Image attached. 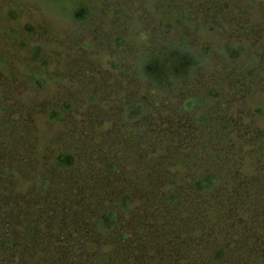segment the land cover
<instances>
[{
  "label": "rangeland",
  "instance_id": "374dc122",
  "mask_svg": "<svg viewBox=\"0 0 264 264\" xmlns=\"http://www.w3.org/2000/svg\"><path fill=\"white\" fill-rule=\"evenodd\" d=\"M86 1L92 13L87 23L78 25L72 24L56 7L43 0H0V124L3 141L0 144L1 207H6L7 200H16L12 203L14 207L11 210L3 211L1 208L0 229H3L6 218L14 217L18 221L14 223L17 227L15 232L20 236L25 235L31 227L37 226L41 229L39 240L47 242L38 244V240L33 247L27 246L28 239L19 244L12 237L13 245L8 247L12 250L10 253L0 248V264H47V261L60 264L111 263V250L109 246L101 245L99 237L94 233H87L86 228L82 229V233L76 232V227L70 232L68 224L63 222V212L67 214L64 215L65 220H82L76 210L78 204L86 201L83 196L87 190L69 188L76 184L70 180V173L52 171L48 158L52 153L68 148L82 158V151H89L95 158L105 157L107 154L115 156L121 163L123 175L130 174L136 179L140 178L139 175H145V166H149L151 171L155 169L153 174L161 169L166 175L163 177L164 182L160 180L162 191L166 189L167 182L174 185L182 175L184 170L178 160L188 159L194 152L201 162H205L207 149L222 151L203 130L185 127V123L188 124L187 121L190 120L189 114H176V110H172L169 117L162 115L159 125L156 119L149 120L152 123L143 144L140 142V145L133 146L127 143L135 140V133L126 131V128L115 123L117 108L114 106L115 101L125 100L127 96L123 95L124 92H118L114 96L110 92L106 94L103 84L113 80L117 87L131 95L141 94L144 84L132 77L131 72H126L128 65L132 63L131 56L125 50L113 51L109 37L121 33V30H128L135 33L137 38L138 32L144 30L147 44L182 38L191 45L200 47L203 44L218 43V35L222 32L229 37L222 36L226 41L236 39L245 44H264V0ZM9 9L16 10V20L7 16L6 11ZM162 13L169 14L174 19L176 16H185L187 19L183 25H175L173 30L161 32L158 24ZM195 23L203 30L202 34L191 31L190 25ZM26 24L30 25L29 31L25 28ZM13 30L17 33L14 34ZM143 44L146 43L142 41L141 45ZM37 46L42 50L41 59L48 63L44 69L40 62L32 58L31 49ZM110 60L119 61V68L109 69L107 62ZM217 60L215 62L220 59ZM28 70L43 71L45 75L51 76V80L43 88H37L26 81L24 72ZM230 85L233 86V83ZM224 92L226 94L222 104L225 112H221L222 117L212 119L217 123V127L213 129L227 131L229 134V127L222 126L234 124L231 135L236 133L238 138L248 144H243L233 153L232 150L228 151L231 158H225L226 163L223 161L229 175L244 179V182L235 184V190L227 194L228 203L237 206L234 213L227 216L223 208L214 209L217 212L214 215L216 226L210 224L212 227L199 228L198 225L203 220L201 212L198 217L201 221L197 219L195 223L186 213L177 212L174 221L184 220L183 224L170 223L166 231L160 230V236L166 235L164 242L160 241L161 238L154 239L151 236L141 240L138 246L131 242V249L135 250L139 259L124 256L123 264L131 261L133 264H165L163 260L159 262L158 257H155L157 253L165 255L164 251L168 254L170 264H206L203 258L198 257L205 256L200 253L202 239L208 240L210 245L219 247L225 244L230 248L229 258L223 264H264V209H258V205H263L261 200L264 193L261 192L257 198L251 188L254 179L264 178V167H259L260 160H256L251 154L249 146L262 124H251L244 115V109L240 108L241 105L249 106L260 95L259 92L253 94L252 101H246L243 97L237 98L231 90ZM87 93L94 96L102 93L103 98L99 99V105L90 104L86 98ZM104 96L112 106H105ZM178 101L181 102V99ZM64 102H69L73 108L68 112L63 111L60 121H52L49 110L59 111ZM238 111L240 116H237ZM230 145L234 148L232 142ZM83 167L78 165L75 172H85ZM184 169L190 172L187 165ZM3 172L6 176L2 175ZM34 176L47 178L51 184L47 190L48 196L36 195L35 191L39 189L34 184ZM119 181L115 180L117 183ZM261 182L264 183V179ZM138 187L143 193V186ZM245 189L250 194L243 197L240 194ZM153 190L156 193L159 191L156 187ZM152 199L155 200L154 196H147L143 200L147 208L136 201L138 207L133 213L134 222L140 215H143V220L151 218L155 223L162 220L165 222L164 219L168 221L166 212L159 209ZM221 199L220 203H224ZM184 200L188 201L189 197H184ZM160 214L163 216L159 217ZM133 221H129L126 227L130 232L135 231L131 227ZM76 223L74 224L79 226ZM196 232H203L199 240L193 239ZM149 234L152 235V232ZM176 236L185 240L191 237L187 241L192 245L189 252L180 248L182 239H177ZM79 246L82 248L83 257L78 253ZM142 247H147V250ZM52 254L53 257H50ZM55 254H67L70 258L65 259L60 255L54 257ZM143 255L147 257L145 261L140 260ZM238 255L243 260L248 258V262L243 263L241 259L237 263ZM104 259L109 260L104 262ZM258 259L261 261H257Z\"/></svg>",
  "mask_w": 264,
  "mask_h": 264
},
{
  "label": "trees",
  "instance_id": "16d2710c",
  "mask_svg": "<svg viewBox=\"0 0 264 264\" xmlns=\"http://www.w3.org/2000/svg\"><path fill=\"white\" fill-rule=\"evenodd\" d=\"M43 1L56 7L72 24L80 25L87 23L92 13L91 7L86 0ZM6 13L11 20L17 19L16 10L9 9ZM162 15L158 24L161 32L173 30L176 27L175 25L181 26L185 23L184 20L187 19L185 16H176L174 19L169 14L162 13ZM25 28L29 31L30 25L26 24ZM190 29L195 34L203 33V30L197 26L196 23L191 24ZM13 33L15 34L17 32L13 30ZM144 33V30L140 33L138 32L136 38L135 33L133 34L132 31L121 30V33L109 37L111 45L113 46V51L121 52L125 50L131 56L130 59L132 63L128 65L129 69H126V72H131L132 77H135L144 84L143 92L138 95L126 93L123 89L117 87L113 80L103 84V90H105L104 92L106 94L112 93L114 96L118 92H124L123 95L127 96L125 100L114 102V106L117 108L115 112V123L126 128V131L135 133V136L133 135L135 139L133 141L134 143H127L133 146L138 145L140 142L143 144L150 130L149 125L152 123L149 120L156 119L157 125H159L158 122L163 118L162 115L165 114L164 116L169 117L171 111L176 110L174 112L176 114L181 113L183 116L184 114H189L190 120L187 121L188 124L185 123V127L203 130L204 134H207L210 140L214 139V142L222 148V151H220V149H217V151L213 149L210 150V148L207 149L205 152V162H201L194 152L191 154L190 158H188L189 161L184 158L178 160L180 161V166L183 167L182 170H184L182 175L179 176L178 182L174 185L171 182H167L166 189L162 191H160V183L164 182L163 177H166V175L165 171L161 169V171L158 170L156 174H153L156 170L153 169L151 171V169L148 168L149 166H145V175H139L140 178L136 179L130 174L124 176V171L120 166L121 163L119 160L115 156H108V154L105 157L98 156L95 158L91 156L93 154L90 155L89 151H82L84 152V157L82 158L79 157L80 154L76 153L74 150L62 148L48 156L53 172L70 173L68 175L70 180L76 182L74 187L70 186L69 188H80L81 191L87 190L84 196L82 193L80 194L86 201H84V204H78L79 206L77 205L76 210L80 213L82 220H65L64 215L66 212H63V222L66 225L68 224L70 232L76 227V229L78 228L76 232L82 233V229L86 228L88 229L87 233H94L96 237H99L101 245L109 246L111 250L112 259H104V262H108L109 260L112 264L116 262L123 264L122 261L124 260V256L139 259L135 250L131 249V242L138 246L141 240L148 236L154 239L155 237L161 238L160 241L164 242L166 235L160 236V232L166 231L167 227L171 225L170 223L175 222L174 220L177 217V212L186 213V215L193 219V223L197 222L199 215L202 214L201 218H203V220L202 223L198 225V227L200 226L199 228L212 227V224L215 225L217 223L216 218H214L217 212L214 209L223 208L227 216H229L230 213H234L235 207L237 206H232L231 203H228L227 194L235 190V184L244 182V179L242 177L237 178L233 174L229 175L223 161L226 163L224 159L231 158L227 153L228 151L231 152L232 150L231 153H233V151L239 150V148L246 143L242 138H238L236 133L231 135L234 131V124L232 125L229 123L222 126L224 128L229 127V134H227V131L223 132L220 130L219 132L213 129L217 127V123L212 119L222 117L220 115L221 112H225L224 104H222V99L226 94L224 90H231L232 94L236 95L237 98L238 96L239 99L243 97L246 101H252L253 98L251 95L259 92L260 96H257L256 100L252 101L249 106L241 105L240 108L244 109V115L249 118L251 124L254 125L258 122L262 124V127L255 132L254 141H252L249 146L251 154L254 155L256 160H260L258 163L259 167H264V44H245L241 40L236 39V41H226L222 39V36L228 37V35L222 32L218 35V43L216 42L212 45L203 44L200 47L191 45L187 40H183L182 38H172L162 43L158 40L154 43L147 44ZM142 41L146 44L141 45ZM41 52L40 46L31 49L32 58L40 62L41 68L44 69L48 63L41 59ZM216 54L218 56H216ZM217 58L220 59L219 62H217ZM215 60L217 61L215 62ZM107 65L109 69L116 70L119 68L120 62L110 60L107 62ZM28 72L30 74H28ZM24 76L29 84L37 88H43L51 80V76L45 75L43 71L28 70L26 73L24 72ZM230 82L233 83V86H229V84H231ZM225 86L227 88H224ZM104 97L105 106H112V104L107 101V97ZM86 98L90 104L99 105V99L103 97L102 93H99V95L97 94V96L87 93ZM179 99H181V102L178 101ZM63 105L64 106L61 107L59 111L55 109L49 110V118L52 121H60L62 112H68L73 108L72 104L69 102H64ZM240 108L236 109L240 110ZM237 116H240L239 111ZM233 141H235L237 145H235ZM231 142L234 148L230 145ZM0 144H3L1 138V124ZM81 159H83V161ZM81 162H83V164H81ZM144 163L146 164L145 160ZM78 165H82V167L84 165L83 168L85 172H82V170L79 174L75 172ZM186 165L190 172L184 169ZM2 175L6 176V173L3 172ZM231 177H233V179ZM116 179L120 181L117 183L115 182ZM262 179L264 178L258 177L254 179L255 181L251 186L257 198L261 192L262 194L264 193V183L261 182ZM33 181L37 189H39L35 191L36 195L48 196L49 192L47 190L51 184L47 181V178L43 179L39 176H34ZM171 181L174 182L173 179ZM176 181L177 180H175V182ZM139 185L143 186L145 189L143 193L140 192ZM153 186L159 190H157V193L154 192ZM52 189L55 188L52 187ZM248 194L250 193L245 189L240 195L245 197ZM147 196H154L155 200L152 199V202L155 201L156 206L163 210V212H166L168 221L165 219L164 221L167 223L162 222L163 220L159 223H155L153 219H147L146 216L144 218L147 220H143V215L135 219V222L132 220L134 217L133 213L138 207L137 202H141L140 204L142 207H145L143 200L145 201ZM186 196L189 197L188 201L184 200ZM83 197L82 202L84 200ZM220 199L224 201V203H220ZM2 200L3 199L0 198L1 212L3 209L1 207ZM146 201L149 202V199H146ZM14 202H16V200H12L11 202L7 200V205L3 211L5 209L11 210L14 207V204H12ZM261 202H263V205H258V209H264V194L262 195ZM68 208H72V206H68ZM145 208H147V206ZM258 209H256V212H258ZM229 210L231 211L229 212ZM252 211L254 212V210ZM83 213L86 214L81 215ZM161 215L162 214H160L159 217H161ZM200 219L198 221H201ZM129 221H133L131 225V227L135 229L133 232H130V230L126 228ZM183 221L184 220H177L175 223L183 224ZM17 222L18 221L14 217L11 219L6 218L4 227H2L3 229H0V248L7 251V253L12 251L8 249V247L13 245L11 241L12 237L16 238L19 244L28 239L27 246L32 245L33 247L39 240V232L41 231L39 227H31L24 233L25 235L20 236L19 233L15 232L17 227H15L14 223ZM21 230L22 228L20 229V234L23 232V230ZM149 232H152V235H150ZM202 233L203 232H196L193 239L199 240ZM174 234L176 235V230ZM262 235H264V233H262ZM175 238L182 239L183 241L181 240L180 242V248L189 252L192 245L187 241L191 240V237H185L186 240L177 236ZM43 241L44 240H39L38 244L47 243ZM207 242L208 240L203 241L202 239V250L200 253L202 255L205 254V256L200 257L196 255L200 259L203 258L206 264H223V262L229 258L230 248L222 243H220L222 245L218 247L210 245ZM142 248L147 250V247ZM77 249L78 253L83 257L81 246ZM127 250L128 252L126 253ZM163 254L165 255L157 253L155 257H158L157 260L159 262L163 260L165 264H170L171 262L167 258V252L164 251ZM59 255L65 259L70 258L67 254L66 256L63 254H55L54 257H59ZM246 255L248 257L249 253L247 252ZM50 257H53V254ZM146 258L147 257L143 255L140 257V260L145 261ZM241 259L243 260V258L238 255L237 263H240ZM257 261H261V259ZM242 262H248V258L244 259ZM47 264L60 263L47 261ZM128 264H133V261L128 262Z\"/></svg>",
  "mask_w": 264,
  "mask_h": 264
}]
</instances>
